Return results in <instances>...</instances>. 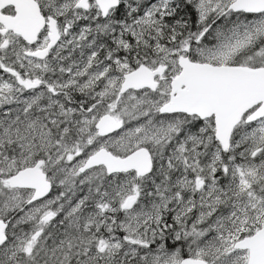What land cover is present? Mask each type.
<instances>
[{
    "label": "snow or ice",
    "instance_id": "obj_1",
    "mask_svg": "<svg viewBox=\"0 0 264 264\" xmlns=\"http://www.w3.org/2000/svg\"><path fill=\"white\" fill-rule=\"evenodd\" d=\"M0 264H264V0H0Z\"/></svg>",
    "mask_w": 264,
    "mask_h": 264
}]
</instances>
